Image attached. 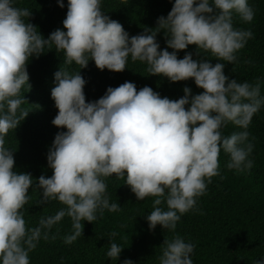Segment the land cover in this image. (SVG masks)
<instances>
[{
	"label": "clouds",
	"instance_id": "1",
	"mask_svg": "<svg viewBox=\"0 0 264 264\" xmlns=\"http://www.w3.org/2000/svg\"><path fill=\"white\" fill-rule=\"evenodd\" d=\"M101 3L68 0L66 31L57 29L45 39L29 22V9L17 7L15 0H0V264H30L29 252L41 238L47 240L65 216L72 222L71 234L64 237L70 245L82 235L85 221L93 223L105 209L119 211L117 203H109L102 178L115 174L124 179L137 200L154 197L146 217L149 229L159 225L175 232L181 216L196 208L207 183L219 175L221 150L229 156V170L243 173L253 167L247 129L264 106L260 85L230 80L224 74L225 63L213 66L194 60L191 53L182 59L177 56L195 45L217 61L235 62L236 53L253 36L232 25L233 13L245 22L253 20L248 0H175L155 29L131 38L118 21L101 11ZM58 4L64 7L63 0ZM161 31L166 37L164 50L156 40ZM53 45L63 51L67 65L75 63L82 69L91 60L101 71L120 73L131 58L146 63L150 75L173 83L192 79L203 91L192 95L185 87L182 98L170 100L150 87L137 91L134 83L125 82L86 103V81L79 72L73 75L61 69L51 90L58 109L52 124L67 131L59 132L49 149L53 175L35 181L14 170V151L4 146L5 137L29 114L21 108L26 103L21 91L25 86L30 89L29 59ZM228 123L242 131L225 136L222 129ZM34 184L41 193L40 204L56 200L64 207L28 228L21 210L31 199L28 193ZM163 245L159 264H193V243L176 235ZM121 252L112 242L106 256L117 260ZM256 264H264V259Z\"/></svg>",
	"mask_w": 264,
	"mask_h": 264
},
{
	"label": "trees",
	"instance_id": "2",
	"mask_svg": "<svg viewBox=\"0 0 264 264\" xmlns=\"http://www.w3.org/2000/svg\"><path fill=\"white\" fill-rule=\"evenodd\" d=\"M174 2L102 0L101 11L118 21L131 38L144 34L145 29H155L157 20L167 18ZM248 3L254 10L251 22L241 20L235 13L232 17L234 29L253 34L236 53L235 62L217 61L210 52H199L195 45L179 51L177 56L182 59L191 53L194 60H205L213 66L218 62L225 63L224 74L230 80L253 85L258 83L264 97V0H248ZM63 4L61 8L58 0H15L17 7L31 11L29 22L45 39L57 29L66 31L63 20L68 0H63ZM156 40L160 50L166 49L163 31L157 34ZM64 61L63 51H57L55 45L45 47L38 58L29 59L30 89L25 86L21 91L26 101L21 108L29 114L5 137L4 146L14 151V170L30 174L35 181L41 176L50 178L53 175L47 161L49 149L56 135L67 131L52 124L58 109L51 98V90L56 86L55 73L61 69L73 75L79 72L86 81V103L99 100L109 87L116 88L125 82L134 83L137 91L150 87L162 98L170 100L182 98L185 87L191 89L192 95L203 91L192 79L173 83L166 77L150 75L146 63L133 62L131 58L120 73L107 69L101 71L91 60L82 69L75 63L67 65ZM239 131L242 129L231 123L222 129L225 136ZM247 131L248 140L253 144L249 156L253 167L243 173L229 170V156L221 150L219 175L207 183L205 194L197 198L196 208L181 216L175 232L164 230L159 225L150 230L146 217L153 210L155 198L137 200L125 180L113 174L102 178L107 186L105 195L109 203H117L120 210L111 212L105 209L93 223L82 222V235L70 245L64 242V237L71 234L72 222L65 216L50 230L49 238H41L36 248L29 252L30 264H123L125 260H131L133 264H159L165 240H172L176 235L195 245L191 256L193 264H256V261L264 259V106L254 114ZM28 194L31 199L21 210L28 228L37 227L42 217L55 215L64 207L56 200L40 204L42 197L35 184ZM113 232L115 237L111 235ZM112 242L122 248L117 260L106 256Z\"/></svg>",
	"mask_w": 264,
	"mask_h": 264
}]
</instances>
